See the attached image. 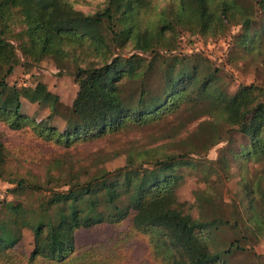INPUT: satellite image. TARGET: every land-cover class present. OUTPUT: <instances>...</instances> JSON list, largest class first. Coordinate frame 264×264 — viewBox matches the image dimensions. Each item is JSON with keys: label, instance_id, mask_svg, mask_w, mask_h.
Returning a JSON list of instances; mask_svg holds the SVG:
<instances>
[{"label": "trees", "instance_id": "16d2710c", "mask_svg": "<svg viewBox=\"0 0 264 264\" xmlns=\"http://www.w3.org/2000/svg\"><path fill=\"white\" fill-rule=\"evenodd\" d=\"M156 2L102 0L84 11L73 0H0V122L29 130L63 153L170 116L205 117L191 133L203 149L217 143L222 130L236 132L246 139L241 156L263 161V86L241 84L231 93L222 80L213 86L199 63L180 66L172 52L182 31L216 38L238 26L233 45L264 64V9L259 13L250 0H163L160 8ZM44 59L78 84L71 106L52 110L63 128L22 109V98L46 106L40 89L8 81L16 66L30 72ZM187 154L113 170L77 169L56 159L45 163L44 175L31 178L7 170L11 152L1 136L0 177L12 176L13 186L10 198L1 200L0 264H129L125 244L137 235L146 240L150 264H227L216 251V231L221 236L238 228L237 213L232 209L228 219L217 193L198 216L193 203L178 200L181 169L192 164ZM126 218L128 232L76 247L78 229ZM24 229L32 234L28 253Z\"/></svg>", "mask_w": 264, "mask_h": 264}, {"label": "rangeland", "instance_id": "374dc122", "mask_svg": "<svg viewBox=\"0 0 264 264\" xmlns=\"http://www.w3.org/2000/svg\"><path fill=\"white\" fill-rule=\"evenodd\" d=\"M77 8L92 11L102 0H73ZM165 2L158 0L162 7ZM250 4L260 13L264 6L256 0ZM225 37H201L182 31L177 49L172 52L179 57V65L199 63L207 77L216 86L219 80L226 83V89L234 92L241 84L254 82L264 88V64L253 52L246 53L233 45L232 35L238 34V26H232ZM166 56L170 52L161 51ZM166 52V53H165ZM0 69V77L4 74ZM8 81L20 89L32 87L40 89L45 97L46 106L29 103L22 98V109L39 121H47L63 128L64 122L59 112L71 106L78 90L75 78L68 73H60L54 61L44 59L24 72L21 65L15 67ZM264 101V97H263ZM205 117L170 116L160 123L140 130L128 131L114 137L102 138L62 153V148L51 143L36 140L29 130L15 131L0 122V137L11 152L7 170L30 176L44 175L46 166L56 159L64 165L92 167L104 166L113 170L126 165L143 164L150 166L156 160L166 159L171 153L187 152L190 165L182 167L183 181L176 195L178 200L193 203L195 214L201 208H209L211 193L221 195V204L231 219L233 209L238 216V228H227V234L218 236L216 251L227 264H264V160L244 159L241 156L246 142L239 133L221 131L217 143L203 149L200 141L192 138V131ZM196 145V146H195ZM194 147V148H192ZM61 153V154H60ZM67 153V154H64ZM60 154V155H59ZM226 161V164L222 161ZM12 176L0 177L1 200L9 199L7 189L13 186ZM247 185L253 191V202ZM200 213V212H199ZM131 218L118 225L103 223L94 227L80 228L75 233L76 247H82L100 240L117 238L120 233L128 232ZM241 229V230H240ZM233 243V249L226 251ZM32 248V234L23 231L22 249L28 253ZM129 264H150L148 246L144 237L137 235L125 244Z\"/></svg>", "mask_w": 264, "mask_h": 264}]
</instances>
